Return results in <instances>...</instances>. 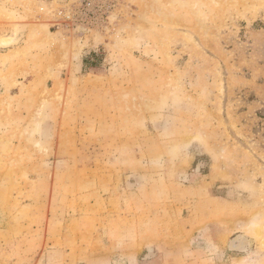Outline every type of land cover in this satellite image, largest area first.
Instances as JSON below:
<instances>
[{
  "label": "rangeland",
  "instance_id": "1",
  "mask_svg": "<svg viewBox=\"0 0 264 264\" xmlns=\"http://www.w3.org/2000/svg\"><path fill=\"white\" fill-rule=\"evenodd\" d=\"M88 2L0 0V264H264V0Z\"/></svg>",
  "mask_w": 264,
  "mask_h": 264
},
{
  "label": "built area",
  "instance_id": "2",
  "mask_svg": "<svg viewBox=\"0 0 264 264\" xmlns=\"http://www.w3.org/2000/svg\"><path fill=\"white\" fill-rule=\"evenodd\" d=\"M88 1L89 0H77L78 4L80 5L79 8H76L75 13L73 12V10H71L70 12H66V18L72 19V18H74L75 15H79V14L83 13L85 11V8L89 5Z\"/></svg>",
  "mask_w": 264,
  "mask_h": 264
},
{
  "label": "crops",
  "instance_id": "3",
  "mask_svg": "<svg viewBox=\"0 0 264 264\" xmlns=\"http://www.w3.org/2000/svg\"><path fill=\"white\" fill-rule=\"evenodd\" d=\"M22 5H24V4H22ZM1 40H7V37H3V38L1 37V38H0V41H1ZM0 44H3V43H0Z\"/></svg>",
  "mask_w": 264,
  "mask_h": 264
}]
</instances>
